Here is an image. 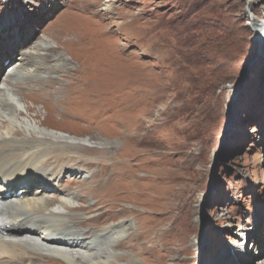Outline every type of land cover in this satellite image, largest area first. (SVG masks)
Segmentation results:
<instances>
[{
  "label": "rangeland",
  "instance_id": "1",
  "mask_svg": "<svg viewBox=\"0 0 264 264\" xmlns=\"http://www.w3.org/2000/svg\"><path fill=\"white\" fill-rule=\"evenodd\" d=\"M91 1L98 3L100 15L79 16L100 22V44L106 45L100 48L118 56L109 61L101 54L104 64L119 65L116 81H111L149 84L145 111H134L140 138H132L131 148L148 166V174L140 175L153 182L163 169L176 178L169 179L172 191L184 189L190 196L183 202L182 218L166 223L182 240L180 250L167 254L166 264H259L261 258H256L264 246V33L259 43L253 22L264 25V0ZM70 5L71 0H0V81L23 49H32L48 35L52 54L68 60V71L57 76L66 83L79 63L56 47L51 34L64 12H76ZM233 33L241 46L240 55L230 60ZM58 87L31 93L36 99L48 94L51 126L84 136L122 137L130 115L119 116L113 106L100 107L99 123L91 116L61 119ZM137 89L130 96L138 97ZM31 102L45 118L42 100ZM113 162L121 159L103 168L110 171L117 165ZM63 179L68 181V175ZM80 180L71 182L76 186ZM119 204L118 210L123 207ZM134 208L144 212L141 204ZM235 243L246 245L249 256H241Z\"/></svg>",
  "mask_w": 264,
  "mask_h": 264
},
{
  "label": "bare ground",
  "instance_id": "2",
  "mask_svg": "<svg viewBox=\"0 0 264 264\" xmlns=\"http://www.w3.org/2000/svg\"><path fill=\"white\" fill-rule=\"evenodd\" d=\"M70 6L77 13L64 12L51 34L56 47L79 63L66 83L58 82L57 76L68 71V60L52 54L55 48L48 35L33 43L32 49H23L0 81V264H166L167 254L180 250L182 242L166 223L182 218L183 202L190 196L184 189L174 193V186H168L172 177L163 169L152 183L150 176L140 175L148 166L131 148L132 138H140L134 111L139 114L146 107L149 84L115 82L119 65L104 64L100 58L106 54L110 61L118 56L100 48L106 47L100 44V22L79 16H99L98 3L71 0ZM253 25L256 36L264 33L262 21L256 19ZM36 77L41 81H19ZM57 83L61 109L56 111L61 119L91 116L99 123L100 107L113 106L119 116L130 115L122 137L84 136V132L51 126L48 94L36 99L31 93L45 92ZM135 89L137 98L130 96ZM39 100L45 118L28 105ZM117 159L121 162H113L117 165L110 171L103 168ZM76 177L80 184L73 186ZM119 203L123 207L118 210ZM138 204L143 213L136 212ZM235 248L241 256H249L246 245L235 243ZM261 250L256 262L261 258L259 264H264V246Z\"/></svg>",
  "mask_w": 264,
  "mask_h": 264
},
{
  "label": "trees",
  "instance_id": "3",
  "mask_svg": "<svg viewBox=\"0 0 264 264\" xmlns=\"http://www.w3.org/2000/svg\"><path fill=\"white\" fill-rule=\"evenodd\" d=\"M233 34L234 35L229 36L230 44L233 47V49H231V51H230V53H231L230 56H228V58H230V60H233L234 57H236L237 55H240L239 54V48H240L241 45L239 43V40H238L237 36H235V33H233Z\"/></svg>",
  "mask_w": 264,
  "mask_h": 264
},
{
  "label": "water",
  "instance_id": "4",
  "mask_svg": "<svg viewBox=\"0 0 264 264\" xmlns=\"http://www.w3.org/2000/svg\"><path fill=\"white\" fill-rule=\"evenodd\" d=\"M262 35H263V34L261 33L260 35H258V36L255 37V39H257V40L259 41V43L262 42V39H261V38H262ZM242 84H243V83H242ZM222 164H223V163L220 162V165H222ZM220 165H219V166H220Z\"/></svg>",
  "mask_w": 264,
  "mask_h": 264
}]
</instances>
